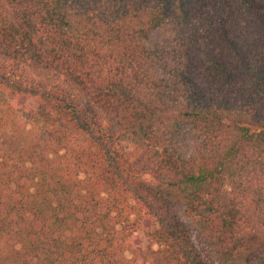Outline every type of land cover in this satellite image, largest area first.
I'll list each match as a JSON object with an SVG mask.
<instances>
[{"label": "trees", "instance_id": "obj_1", "mask_svg": "<svg viewBox=\"0 0 264 264\" xmlns=\"http://www.w3.org/2000/svg\"><path fill=\"white\" fill-rule=\"evenodd\" d=\"M0 87V264H264V0H0Z\"/></svg>", "mask_w": 264, "mask_h": 264}, {"label": "rangeland", "instance_id": "obj_2", "mask_svg": "<svg viewBox=\"0 0 264 264\" xmlns=\"http://www.w3.org/2000/svg\"><path fill=\"white\" fill-rule=\"evenodd\" d=\"M8 103L12 104L14 108L20 110V119L25 120L30 124L34 123L33 121L35 117L33 115L36 112V102L23 98L11 97L0 87V115L4 112V108Z\"/></svg>", "mask_w": 264, "mask_h": 264}]
</instances>
